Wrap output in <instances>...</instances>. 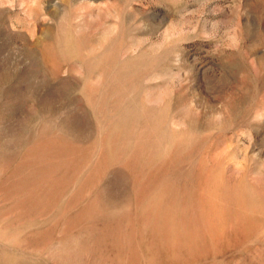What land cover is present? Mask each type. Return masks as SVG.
Instances as JSON below:
<instances>
[{
    "label": "rangeland",
    "instance_id": "1",
    "mask_svg": "<svg viewBox=\"0 0 264 264\" xmlns=\"http://www.w3.org/2000/svg\"><path fill=\"white\" fill-rule=\"evenodd\" d=\"M0 264H264V0H0Z\"/></svg>",
    "mask_w": 264,
    "mask_h": 264
}]
</instances>
